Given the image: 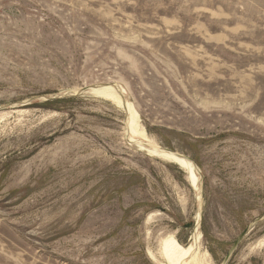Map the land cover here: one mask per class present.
<instances>
[{"label": "rangeland", "instance_id": "1", "mask_svg": "<svg viewBox=\"0 0 264 264\" xmlns=\"http://www.w3.org/2000/svg\"><path fill=\"white\" fill-rule=\"evenodd\" d=\"M114 83L203 198L113 103L44 100ZM201 199L202 253L264 264V0H0V264H154Z\"/></svg>", "mask_w": 264, "mask_h": 264}, {"label": "bare ground", "instance_id": "2", "mask_svg": "<svg viewBox=\"0 0 264 264\" xmlns=\"http://www.w3.org/2000/svg\"><path fill=\"white\" fill-rule=\"evenodd\" d=\"M120 88L122 94L126 96V90L123 87ZM90 92L101 99L113 103V105L117 106V108L119 107V109L121 108V110L125 111L127 115V129H125V137L127 132V134L131 136L132 140H140L150 144H155L152 138L148 135L145 127L141 124L140 114L133 102L128 101V99L123 101L116 89L110 85L96 86L91 89ZM137 147L140 151L146 152L149 157L178 166L181 170L187 173L189 183L193 190L199 193L200 179L195 171L194 165L191 162L178 158L165 151L148 149L142 146ZM197 199L200 202L199 196ZM149 220H151L150 216L147 222H149ZM194 222L199 224V212H197V218H194ZM201 237L202 233L197 230L191 244L182 245L178 241L176 234H169L161 241V244L159 245V252L157 251L158 254L157 252L154 253L152 251H148V256L154 264H214L210 253H202L201 251Z\"/></svg>", "mask_w": 264, "mask_h": 264}, {"label": "water", "instance_id": "3", "mask_svg": "<svg viewBox=\"0 0 264 264\" xmlns=\"http://www.w3.org/2000/svg\"><path fill=\"white\" fill-rule=\"evenodd\" d=\"M102 85H103V84H102ZM102 85H101V86H102ZM104 85H110V86H112L113 88H115L116 91L118 92V94L122 97V100H123V101H126V96H125L124 94H122V91H121L120 86H118V85H116V84H104ZM96 86H100V85H96ZM96 86H93V87L88 88V89H82V90L78 91L76 94L73 93V94H66V95L58 96V97H49V98H44V100H45L46 102H53V101H56V100L71 99V98H74V97L80 96V95L84 94V93L87 92V91H90L91 89L95 88ZM126 122H127V120H126ZM125 129H127V124H126V126H125ZM126 138H127V141H128L129 143H132V144H135V145H139V146H142V147H146V148H148V149H153V150L155 149V150L165 151V152H167V153H171V154H173L174 156H176V157H178V158H181V159H184V160H186V161L191 162V163L194 165V167H195V171H196V173H197V175H198V177H199V179H200V190H199V191H200L201 198H203L202 177H201V174H200V169H199L198 165H197L193 160L190 159V157L185 156V155H183V154H180V153H178V152H176V151H172V150H170V149H168V148H162V147H160V146H158V145H155V144H150V143H147V142H144V141H140V140H132L131 136L128 135L127 132H126ZM199 215H200V222H199V224H196V223H195V224H196V225H195V226H196V228H195V234H194L193 237L190 239L189 244H191V241L194 239V237H195V235H196V231H197L198 228L201 226L202 216H203V202H202V199H201V206H200V214H199ZM190 226H192V223H191V224H187V225H185L184 227H185V228H189ZM247 233H248V230H245V231L240 235V237L237 239V241L235 242V244L233 245V247L231 248V250H230L229 253L227 254V256H226V258H225V260L223 261L222 264H228V263H229V261H230L231 257L233 256L234 252L237 250V248H238V246L240 245V243L242 242V240L246 237ZM179 242H180V241H179ZM180 244H182V243L180 242ZM189 244H188V245H189ZM182 245H183V244H182Z\"/></svg>", "mask_w": 264, "mask_h": 264}]
</instances>
